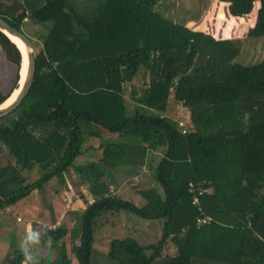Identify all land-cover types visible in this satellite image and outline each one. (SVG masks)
Returning <instances> with one entry per match:
<instances>
[{"label": "trees", "instance_id": "obj_1", "mask_svg": "<svg viewBox=\"0 0 264 264\" xmlns=\"http://www.w3.org/2000/svg\"><path fill=\"white\" fill-rule=\"evenodd\" d=\"M215 1L237 21H252L254 38L264 37V0ZM158 4L0 0V17L12 27L22 31L30 21L46 30L29 94L0 119V212L70 177L84 153L83 135L100 136L97 127L116 137L100 142L104 169L155 170L152 205L98 192L76 237L65 226L45 227L44 241L77 242L49 264H71L72 257L91 264L108 213L158 219L162 231L148 245L110 240L111 264H264V61L238 63L240 38L177 24ZM0 58L16 69L10 90H0L1 105L18 88L22 63L2 32ZM172 105L188 113L184 127ZM35 169L38 178L26 175ZM23 261L17 251L7 264Z\"/></svg>", "mask_w": 264, "mask_h": 264}, {"label": "rangeland", "instance_id": "obj_2", "mask_svg": "<svg viewBox=\"0 0 264 264\" xmlns=\"http://www.w3.org/2000/svg\"><path fill=\"white\" fill-rule=\"evenodd\" d=\"M156 10L177 24L198 28L215 37L240 38L244 48L236 60L238 63L252 65L264 61V37L254 38L251 33L252 21L248 23L230 17L226 4L215 0H159ZM22 32L36 48H39L38 36L45 34L46 30L43 25L27 21L22 24ZM13 68L11 69V66L8 68L0 60L1 85L9 83L11 76L14 75ZM172 106L173 116L186 124L188 113L180 106ZM96 130L106 134L101 141L111 139V135L106 131L98 127ZM96 145V139L83 135V150ZM89 153L93 158L79 157L75 164L77 170H71L70 177L63 175L55 178L43 191L34 192L11 210L0 212V264H7L10 257L17 251L21 252L20 242L29 225L42 233L45 227L65 226L72 229L76 237L81 224L80 215L83 209L97 197L98 192H103L105 196L119 194L123 199L139 206L146 207L147 203L153 204L150 195L157 191L154 180L155 170L153 172L148 168H141L129 173H122L120 170L111 172L95 163L99 152ZM159 157L160 151L153 152L150 162L153 160L155 164ZM39 173V170L35 169L26 175L34 178ZM161 234V222L158 219L145 220L129 213L105 214L99 221V227L95 233L91 264H111L107 257V250L108 242L112 239L129 237L142 245H148L156 243L161 238ZM70 235L72 236L71 233ZM61 243L60 246L54 245L41 237L40 243L33 249L36 264L38 262L49 264L56 259L60 260L63 250L65 253L70 252L77 242L66 238ZM173 251L171 249L169 252L173 253ZM23 264H25L24 261ZM71 264H77L74 257L71 258Z\"/></svg>", "mask_w": 264, "mask_h": 264}, {"label": "water", "instance_id": "obj_3", "mask_svg": "<svg viewBox=\"0 0 264 264\" xmlns=\"http://www.w3.org/2000/svg\"><path fill=\"white\" fill-rule=\"evenodd\" d=\"M0 32H2L8 39L13 42L21 53L22 63L20 68V79L18 82V94L15 99L5 106V102L0 105V119L8 116L14 112L24 101L30 92L34 75L35 65L37 59V49L32 41L21 31L12 27L7 21L0 17ZM12 38L19 40L25 46L27 53L23 54L19 46L13 41ZM25 67V75L22 77L21 71ZM11 96V95H10Z\"/></svg>", "mask_w": 264, "mask_h": 264}, {"label": "clouds", "instance_id": "obj_4", "mask_svg": "<svg viewBox=\"0 0 264 264\" xmlns=\"http://www.w3.org/2000/svg\"><path fill=\"white\" fill-rule=\"evenodd\" d=\"M42 232L34 230L31 225L26 228V234L20 242V249L25 264H36L33 249L41 241Z\"/></svg>", "mask_w": 264, "mask_h": 264}, {"label": "crops", "instance_id": "obj_5", "mask_svg": "<svg viewBox=\"0 0 264 264\" xmlns=\"http://www.w3.org/2000/svg\"><path fill=\"white\" fill-rule=\"evenodd\" d=\"M38 43L40 44V40H38ZM39 46V45H38ZM0 60L2 61V62H4L5 64H6V66L9 68L10 66H11V69L14 67L12 64H10V63H7L6 61H4V60H2L1 58H0ZM13 69H15V67L13 68ZM15 73H16V69L14 70V75L13 76H11V80H9V83H7V84H0V90L3 92V93H7L9 90H10V88H11V86H12V83H13V80H14V78H15ZM8 77V76H7ZM8 79H10V78H8ZM97 128H94V130L93 131H95V132H97L100 136H95V137H91V136H89V137H91V138H93V139H96L97 140V145L96 146H89V147H87L86 148V150L84 149V153H83V156H85V158H93V156L89 153V152H99L98 150H99V146H100V142H101V140H100V138L99 137H102L103 138V136L104 135H106L104 132H101V131H98V130H96ZM112 139L114 138L113 136H110ZM152 154H153V152H152ZM151 154V155H152ZM90 155V156H89ZM82 156V157H83ZM99 156V155H98ZM160 156H161V153H160ZM150 159H151V157L149 158V162H150ZM95 163H97V159H96V162ZM88 164H90V162H88ZM97 165L98 166H100L99 165V163H97ZM90 167V166H89ZM91 167H93V166H91ZM98 171V170H97ZM112 172V171H111ZM101 173V172H100ZM6 211H8V210H6Z\"/></svg>", "mask_w": 264, "mask_h": 264}, {"label": "bare ground", "instance_id": "obj_6", "mask_svg": "<svg viewBox=\"0 0 264 264\" xmlns=\"http://www.w3.org/2000/svg\"><path fill=\"white\" fill-rule=\"evenodd\" d=\"M12 39L19 46V48L21 49V51L23 52V54L26 55L27 50H26L25 46H23V44L19 40L15 39V38H12ZM21 75H22V77L25 75V67L21 71ZM17 94H18V88L12 92L11 96L5 102V106L8 105V104H10L15 99V97L17 96Z\"/></svg>", "mask_w": 264, "mask_h": 264}, {"label": "built area", "instance_id": "obj_7", "mask_svg": "<svg viewBox=\"0 0 264 264\" xmlns=\"http://www.w3.org/2000/svg\"><path fill=\"white\" fill-rule=\"evenodd\" d=\"M180 126L181 127H184V124L183 123H180ZM185 132V130H183V133ZM194 202L196 203L197 202V199H196V197L194 196Z\"/></svg>", "mask_w": 264, "mask_h": 264}]
</instances>
